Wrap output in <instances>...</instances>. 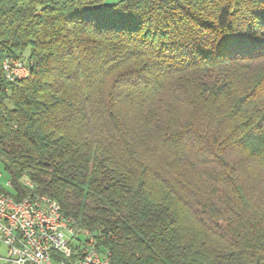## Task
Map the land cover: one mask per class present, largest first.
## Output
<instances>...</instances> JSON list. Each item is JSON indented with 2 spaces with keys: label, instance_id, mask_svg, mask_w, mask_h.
Masks as SVG:
<instances>
[{
  "label": "trees",
  "instance_id": "obj_1",
  "mask_svg": "<svg viewBox=\"0 0 264 264\" xmlns=\"http://www.w3.org/2000/svg\"><path fill=\"white\" fill-rule=\"evenodd\" d=\"M7 57L16 201L113 264H264V0H0Z\"/></svg>",
  "mask_w": 264,
  "mask_h": 264
},
{
  "label": "built area",
  "instance_id": "obj_2",
  "mask_svg": "<svg viewBox=\"0 0 264 264\" xmlns=\"http://www.w3.org/2000/svg\"><path fill=\"white\" fill-rule=\"evenodd\" d=\"M0 64V79L8 84L30 77L28 63L21 59L7 57ZM0 178V192H6V199H0V247L5 248L1 264H113L92 248L95 238H83L78 227L66 223L41 197L38 203H9L13 185L4 178L1 165ZM55 256H63V263H55Z\"/></svg>",
  "mask_w": 264,
  "mask_h": 264
},
{
  "label": "bare ground",
  "instance_id": "obj_3",
  "mask_svg": "<svg viewBox=\"0 0 264 264\" xmlns=\"http://www.w3.org/2000/svg\"><path fill=\"white\" fill-rule=\"evenodd\" d=\"M0 74H1V64H0ZM27 78L28 77L15 78V79L11 80V83L23 81V80H26ZM0 185H2V178H0ZM26 186L29 188H32V185L30 183H27V182H26ZM38 197H41V199H44L48 205L53 206L54 209L58 211V213L60 214V216L62 217V219L66 223H69V225H76L71 219L65 218L62 215L60 207L55 201L51 200L50 198H48L46 196L35 195L31 198H27V199H24L21 201H16L9 193V203H11L13 205H25V204H28V200H30L31 203H38ZM0 199H6V192H0ZM79 234L81 236H83V238H93L92 236L88 235L87 232H85L84 230L79 229ZM92 248L96 249L97 252H101L97 249V247L95 245V240H92ZM103 255L106 256L107 261H111L108 254H103ZM55 263H63V256H55Z\"/></svg>",
  "mask_w": 264,
  "mask_h": 264
},
{
  "label": "rangeland",
  "instance_id": "obj_4",
  "mask_svg": "<svg viewBox=\"0 0 264 264\" xmlns=\"http://www.w3.org/2000/svg\"><path fill=\"white\" fill-rule=\"evenodd\" d=\"M0 253H2L3 255L5 254V248L4 247H0Z\"/></svg>",
  "mask_w": 264,
  "mask_h": 264
}]
</instances>
